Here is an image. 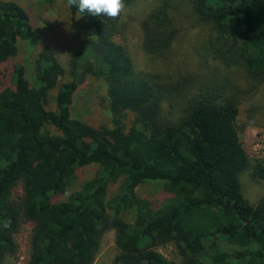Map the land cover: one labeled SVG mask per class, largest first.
<instances>
[{"label":"trees","instance_id":"16d2710c","mask_svg":"<svg viewBox=\"0 0 264 264\" xmlns=\"http://www.w3.org/2000/svg\"><path fill=\"white\" fill-rule=\"evenodd\" d=\"M190 2L214 27L213 57L264 76V0ZM169 7L163 0L144 21L149 54L161 56L171 40ZM82 17L92 37L82 38L68 61L43 46L32 84L13 63L12 85L0 88V264L15 261V236L27 222L23 264H91L107 230L118 249L113 264H264V196L250 204L238 181L243 170L264 179V158L239 140L235 94L206 85L189 95L180 117L166 119L163 88L138 74L113 38L119 18ZM30 33L27 12L0 0V65ZM87 74L104 82L110 126L71 116L74 91ZM65 75L71 78L62 81ZM90 164L92 177L64 195L76 171ZM150 181L168 193L161 204L136 191ZM169 241L178 263L157 249Z\"/></svg>","mask_w":264,"mask_h":264},{"label":"rangeland","instance_id":"374dc122","mask_svg":"<svg viewBox=\"0 0 264 264\" xmlns=\"http://www.w3.org/2000/svg\"><path fill=\"white\" fill-rule=\"evenodd\" d=\"M26 12L31 24V33L26 39H18L12 57L0 65V88L12 85V64L24 67L29 82H34L35 58L43 46L54 49L63 63L68 61L80 40L92 37L84 26V18L70 14L62 0H13ZM163 0H132L125 5L113 35L115 41L129 52L134 69L138 74L156 81L163 88L165 99L161 113L166 119H177L184 112L186 99L206 85H216L225 95L234 93L238 113L235 126L239 140L253 157L264 158V76H256L245 68L228 66L214 58L209 51V42L214 36L212 23L202 20L194 11L190 0H167L168 15L174 32L161 56L149 54L143 48L144 21ZM71 76L65 75L63 80ZM52 108V106L50 107ZM71 116L97 127L111 125L113 118L107 106L105 86L97 74H87L78 82L70 105ZM123 122L128 125L130 113H125ZM95 164L79 168L72 185L64 195L79 187L92 177ZM240 189L245 199L254 205L264 196V179L251 176L249 170L238 174ZM116 182L111 192L115 190ZM137 193L155 199L161 204L168 196L159 182H145L138 185ZM21 193L20 184L15 186V199ZM30 223L16 233L17 257L6 264H23L28 256V234ZM158 251L174 263L180 255L172 241L157 247ZM114 231L107 230L100 240L99 249L91 264H113L117 254Z\"/></svg>","mask_w":264,"mask_h":264},{"label":"clouds","instance_id":"9594fccd","mask_svg":"<svg viewBox=\"0 0 264 264\" xmlns=\"http://www.w3.org/2000/svg\"><path fill=\"white\" fill-rule=\"evenodd\" d=\"M66 6H75L81 15L105 16L109 19H117L125 10V0H65ZM5 224V227H8Z\"/></svg>","mask_w":264,"mask_h":264}]
</instances>
